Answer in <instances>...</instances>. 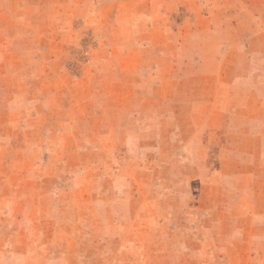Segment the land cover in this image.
I'll return each instance as SVG.
<instances>
[{"label":"rangeland","instance_id":"1","mask_svg":"<svg viewBox=\"0 0 264 264\" xmlns=\"http://www.w3.org/2000/svg\"><path fill=\"white\" fill-rule=\"evenodd\" d=\"M0 264H264V0H0Z\"/></svg>","mask_w":264,"mask_h":264}]
</instances>
